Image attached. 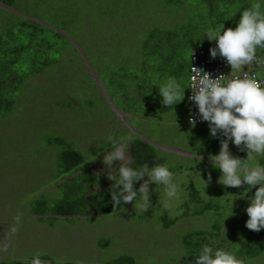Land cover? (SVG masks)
<instances>
[{
    "label": "rangeland",
    "instance_id": "obj_1",
    "mask_svg": "<svg viewBox=\"0 0 264 264\" xmlns=\"http://www.w3.org/2000/svg\"><path fill=\"white\" fill-rule=\"evenodd\" d=\"M61 1L50 0L45 12L50 8L57 12ZM138 1L116 0L117 4L110 6L96 4L89 18L82 16L79 32L71 38L76 52L68 46L53 68L27 78L13 111L0 116V259H26L46 253L59 262L99 263L129 253L138 264H183L182 236L192 227H209L206 216L187 215L163 228L158 222V210L146 214L135 202L132 214L128 208L121 207L99 217L58 216L53 224L39 221L27 212L28 200L35 193L56 190L60 148L45 143L56 133L81 150L85 159L93 161L111 146L107 140L109 134L116 141L139 136L150 142L180 185V199L170 201V209L188 198L190 191L206 192L208 185L218 180L220 170L210 167L209 154H202L201 150L205 139L211 136L206 131L209 128L185 122L184 98L163 115L165 122L157 123L150 116L147 99L129 87L133 82H129L128 76L147 58L143 46L148 31L179 26L185 17V11L181 13V10H189L190 4L187 5L188 0H180L178 5L164 0H144L140 5ZM32 2L21 0L20 6L32 9ZM80 2L85 10L87 3ZM0 7L6 8L2 4ZM102 8L111 9V15L100 13L98 10ZM5 21L6 14L0 10V27ZM147 48L149 54L155 49ZM167 72L168 77L177 78L185 87L183 73ZM136 74L137 85L149 83L145 79L143 84L141 71ZM229 150L242 159L246 156V151L239 150L231 141ZM218 151L219 147L212 154ZM211 168L219 170L217 176ZM106 186V182H100L96 190ZM246 188L243 184V189ZM163 200V185L150 183L148 208L161 210ZM237 200L236 206L241 202ZM245 209L246 206L239 211L241 216H237L241 222L247 218ZM239 259L244 264H264V256Z\"/></svg>",
    "mask_w": 264,
    "mask_h": 264
},
{
    "label": "trees",
    "instance_id": "obj_2",
    "mask_svg": "<svg viewBox=\"0 0 264 264\" xmlns=\"http://www.w3.org/2000/svg\"><path fill=\"white\" fill-rule=\"evenodd\" d=\"M20 1L0 0V4L6 7H0V10L6 14V21L0 27V116H6L13 111L27 78L45 69L53 68L60 62L63 51L68 46L76 52L74 40L71 38L78 34L83 15L89 18L92 14L90 10H93L96 4L105 6L117 4L116 0H101V3L99 0H83V3L87 4L85 10H82L81 0H62L56 7L57 12L51 8L49 12H45L50 0H33L32 9L20 6L22 5ZM164 1L168 4L180 3V0ZM134 3L136 4L135 1ZM138 3L142 5L144 0H139ZM188 4H190L189 10H181V13L185 11L182 24L166 29L152 28L148 31L143 46L147 58L142 60L138 70H133L132 75L128 76L129 82H133L129 87L137 90L136 94L141 98L147 99L150 116L157 123L165 122L163 115L172 109L161 103L162 97L158 86L168 77L167 71L170 70V74L180 72L185 75L184 104L187 107L190 54L199 47L215 45L214 40L209 41L203 36L206 30L221 24H224L225 28H234L240 11L250 6L248 0H188ZM98 11L108 17L112 10L102 8ZM93 20L95 19L92 18L91 21ZM147 46L155 47L150 52L151 55L147 52V49L149 50ZM256 54L264 55V49H257ZM137 71L142 73L143 84L145 79L149 81L148 84L145 83L146 86L136 84ZM206 131L210 133L209 129ZM222 138L219 135L206 138L201 148L202 154L215 153L220 147ZM45 143L60 148L54 182L56 190L35 193L36 195L28 200L29 214L36 216L39 221L53 224L58 216L99 217L117 212L121 207L128 208L131 214L134 213V203L121 202L120 205L114 206L111 200L109 189L112 181L105 174L102 159L104 152L110 151L113 144L104 149L98 160L93 161L85 159L82 151L76 149L72 142L59 133L49 136ZM126 147L128 156L133 159V167H139L144 163L149 167L164 164V159L158 156L155 146L139 136L130 140L126 138ZM259 162L264 164V158H260ZM210 167L213 168L212 165ZM212 168L211 170L215 171L214 175L217 176L219 170ZM86 177L88 182L91 181L89 184ZM99 181L106 182L107 186L96 190ZM255 187L258 185L245 192L243 184L239 187L223 186L217 180L208 185L206 192L197 189L190 191L188 198L174 205V209H170L171 206L160 207L161 210L153 207V209L148 208L145 213L158 210V222L163 228H168L177 219L187 215L206 216L209 222L207 229L192 227L182 236L183 264H194L195 253L203 244H210L212 241L216 242L215 247L232 251L238 258L253 259L264 256V228L259 231L250 230L245 226L248 217L241 222L237 216H241L242 213L239 211L247 206L248 197L254 193ZM55 191L59 196L54 195ZM212 193L216 195L212 196ZM244 196L246 199H243ZM237 199H241L238 206L235 205ZM231 200H233L232 213L226 217L230 212ZM100 244L106 245V242ZM41 254L43 264H138L135 256L129 253L119 254L99 263H79L72 260L59 262L46 253ZM33 256L26 259H0V264H29Z\"/></svg>",
    "mask_w": 264,
    "mask_h": 264
},
{
    "label": "clouds",
    "instance_id": "obj_3",
    "mask_svg": "<svg viewBox=\"0 0 264 264\" xmlns=\"http://www.w3.org/2000/svg\"><path fill=\"white\" fill-rule=\"evenodd\" d=\"M203 36L209 41H215V46L209 49L211 56L223 57L232 69L253 62L258 66L264 65V57L258 59L256 55L257 49H264V0H251L250 6L240 11L234 28H225L221 24L206 30ZM158 86L161 103L167 108H172L184 98L185 87L175 77H167ZM190 88L192 93L189 100L198 110L196 115L208 123L202 126L209 127L212 137H223L220 139L219 151L214 155L209 154L212 166L220 170L218 182L231 187L246 184L245 192L258 185L248 197L245 226L259 231L264 228V164L259 162L260 158H264V82L244 73L240 78H231L227 83H222V78H213L204 72L203 75L197 73ZM189 123L195 125L196 119L190 116ZM127 139L130 140V137ZM107 140L114 146L104 152L102 163L105 174L113 181L109 191L114 206L121 202H135L137 208L147 210L152 182L163 185L162 203L165 208L170 201H179L180 185L174 181V173L167 164L149 167L144 163L133 167L132 157L126 154V140L117 143L111 134ZM230 141L239 150L246 151V158L242 159L230 152ZM137 181H142L138 187L135 186ZM232 201L226 217L232 213ZM215 244V241L203 244L195 253L194 264H244L232 251L215 247ZM41 255L36 253L29 264H43Z\"/></svg>",
    "mask_w": 264,
    "mask_h": 264
},
{
    "label": "built area",
    "instance_id": "obj_4",
    "mask_svg": "<svg viewBox=\"0 0 264 264\" xmlns=\"http://www.w3.org/2000/svg\"><path fill=\"white\" fill-rule=\"evenodd\" d=\"M209 49L210 47L195 49L190 55L189 81L187 92L188 103L186 115V122L188 124H190L189 117L192 116L196 119L195 125H208L206 121L199 119V117L196 115L198 110L195 104L189 100V96L192 93V89L190 87L192 86L193 78L197 76V73L203 75L205 72L213 78H222V83H227L231 78H240L244 73H246L249 77L264 82V65L258 66L255 62H253L250 65L232 69L231 66L225 62V59L223 57L219 55H217L216 57H212ZM261 57H264V55H257L258 59Z\"/></svg>",
    "mask_w": 264,
    "mask_h": 264
},
{
    "label": "bare ground",
    "instance_id": "obj_5",
    "mask_svg": "<svg viewBox=\"0 0 264 264\" xmlns=\"http://www.w3.org/2000/svg\"><path fill=\"white\" fill-rule=\"evenodd\" d=\"M211 46L213 47L214 45H208V46H205V48H206V47H211ZM200 48H204V47H199V48H197V49H200ZM31 218H32V217H31ZM141 256H142V255H141Z\"/></svg>",
    "mask_w": 264,
    "mask_h": 264
},
{
    "label": "crops",
    "instance_id": "obj_6",
    "mask_svg": "<svg viewBox=\"0 0 264 264\" xmlns=\"http://www.w3.org/2000/svg\"><path fill=\"white\" fill-rule=\"evenodd\" d=\"M187 90H188V85H187ZM126 112H128V111H126ZM127 115H129L128 113H126ZM126 149H127V147H126Z\"/></svg>",
    "mask_w": 264,
    "mask_h": 264
}]
</instances>
